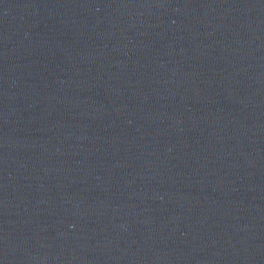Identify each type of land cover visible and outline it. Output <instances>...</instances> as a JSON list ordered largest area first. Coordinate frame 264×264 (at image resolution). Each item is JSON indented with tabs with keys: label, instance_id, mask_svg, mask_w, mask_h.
Instances as JSON below:
<instances>
[{
	"label": "water",
	"instance_id": "water-1",
	"mask_svg": "<svg viewBox=\"0 0 264 264\" xmlns=\"http://www.w3.org/2000/svg\"><path fill=\"white\" fill-rule=\"evenodd\" d=\"M0 264H264V0H0Z\"/></svg>",
	"mask_w": 264,
	"mask_h": 264
}]
</instances>
